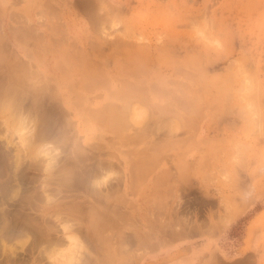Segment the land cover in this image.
I'll list each match as a JSON object with an SVG mask.
<instances>
[{
	"label": "rangeland",
	"instance_id": "obj_1",
	"mask_svg": "<svg viewBox=\"0 0 264 264\" xmlns=\"http://www.w3.org/2000/svg\"><path fill=\"white\" fill-rule=\"evenodd\" d=\"M0 61L1 90L12 86L10 65L21 67L15 110L33 114L40 126L32 134L57 148L58 166L44 171L40 144L31 137L25 146L0 108V184L15 177L19 193L39 192L33 210L57 202L84 213L88 204L96 208L104 225L95 220L94 238L86 216L68 222L81 227L75 235L88 248L77 264H156L171 250L195 264H264V0H0ZM85 78L99 87H86ZM123 82L143 88L139 98L126 93L143 116L120 139L88 111L121 105L114 93ZM139 150L142 165L134 162ZM95 170L109 174L102 187L93 184ZM61 232L66 242L69 231ZM15 240L6 243L18 247ZM65 242H28L23 264H59Z\"/></svg>",
	"mask_w": 264,
	"mask_h": 264
},
{
	"label": "bare ground",
	"instance_id": "obj_2",
	"mask_svg": "<svg viewBox=\"0 0 264 264\" xmlns=\"http://www.w3.org/2000/svg\"><path fill=\"white\" fill-rule=\"evenodd\" d=\"M14 17V16H13ZM14 30V29H13ZM11 31V30H10ZM26 42V41H25ZM4 46H6V45H4ZM121 46H123L122 44H121ZM5 48V47H4ZM122 48H124V47H122ZM2 50V49H1ZM123 51V50H122ZM18 57V56H17ZM1 62V61H0ZM11 64V63H10ZM136 65H137V63H135ZM139 64V63H138ZM141 65V64H140ZM20 66V65H19ZM122 67H123V64L121 65ZM125 66V65H124ZM132 66V65H131ZM130 67V66H129ZM16 68H18V65H16V64H14V63H12L11 65H10V68H9V71H10V73H11V75L9 76V78L10 77H13L12 79L10 78V80L7 78V82H8V80L12 83V86H10V87H8V89H6V91H5V88L3 89V90H1L0 89V108L1 109H7L9 112H8V117H7V121H8V124L10 125V127H11V129L12 130H14V132L15 133H17L16 131H18V133H19V135H20V139L19 140H21V142L23 143V144H25V146H27V147H29L28 145H31V142H33V140L34 141H36V143H39L40 145H38L37 147H35L36 149V151H35V153H39L40 155H42L43 154V156H46L47 158L45 159V166H43L44 167V171H45V169H50L51 170V167H58V166H55V165H52V163H54V160H55V155H53V153L54 152H56L55 150H57V148H53L54 146H49V147H47V145L48 144H42L41 142H37V140L38 139H41L38 135L39 134H35V135H33L32 134V132H33V129L35 128V126L37 125H35V126H33L34 124H35V120H33L34 119V117H33V119H32V115L33 114H29L28 113V115L27 114H22L21 113V111H20V109H21V105H19V103L17 104V102H16V100H17V98H19L18 96V93H16V87H15V82L17 83L16 85L18 86V81H16V79H15V75H16ZM21 68V67H20ZM20 68H18V69H20ZM125 68H126V66H125ZM243 68V67H242ZM1 69L2 68H0V71H1ZM7 69H8V67H7ZM62 70V69H61ZM65 70V69H64ZM126 70V69H125ZM140 70V69H139ZM138 70V71H139ZM177 70H179V69H177ZM122 71H123V69H122ZM142 70H140V72H141ZM181 71V70H180ZM247 71V70H246ZM2 72H3V70H2ZM126 72L128 73V72H131V69L130 70H126ZM175 72H176V70H175ZM4 73V72H3ZM28 73V72H27ZM86 73V72H85ZM87 73H89V72H87ZM126 73V74H127ZM177 73L179 74V72L177 71ZM84 74V73H83ZM183 74V73H182ZM186 74V73H185ZM203 74V73H202ZM231 74V73H230ZM1 75H2V73H1ZM0 75V86L1 85H4L6 82H3V75L1 76ZM20 75V74H19ZM86 74H84V76H85ZM88 75V74H87ZM186 75H188V74H186ZM189 75H191V74H189ZM21 76V75H20ZM84 76L82 77L83 79H84ZM233 76V75H232ZM22 77V76H21ZM88 77V76H87ZM89 77H93V75H91V76H89ZM88 77V78H89ZM186 77H188V76H186ZM186 77H184V78H186ZM191 77V76H190ZM16 78H17V76H16ZM33 78H35V76L33 77ZM37 78V77H36ZM88 78H85L86 80H85V83H86V87H88L89 85H91V84H89V83H91L92 82V85L94 86V84H95V82H94V84H93V81H97V80H99L98 78H95L94 79V77L92 78V80H89ZM194 78V77H193ZM197 78V77H196ZM229 78H231V77H229ZM23 79V78H22ZM91 79V78H90ZM102 79V78H101ZM100 79V80H101ZM87 80H89V81H87ZM192 80H194V79H192ZM6 81V80H5ZM23 81H24V79H23ZM23 81H20V83L21 82H23ZM29 81V80H28ZM38 81V80H37ZM91 81V82H90ZM125 81V80H124ZM200 81H201V79H200ZM11 83H9L8 82V84L7 85H11ZM37 83V82H36ZM104 83V82H103ZM103 83H100V81H99V84H103ZM176 83V82H175ZM206 83V82H205ZM254 83V82H253ZM87 84H89V85H87ZM97 84V83H96ZM96 84H95V87H99V86H96ZM98 84V85H99ZM124 84H126V86L124 85ZM128 84H131L130 82H123V85L125 86V88L127 89H125L124 88V86H122L121 88H120V90H117V92H113L114 93V95H116V97H118L119 99H121V100H123V102H122V104L121 105H119V106H110V105H106L105 107L103 106V109L102 110H97V111H93V110H90V111H88L89 113V117L94 121H97L98 123H102L103 124V120H105V122L106 123H104V124H106V126H108V127H106L107 129H109L110 128V131H112V132H114V133H116V134H118L119 136H120V139H125V132H126V130H127V128H128V126H129V122H133V121H135V117L136 118H138V119H140L141 118V116H143V112L141 111V110H138L137 111V109L138 108H135V104L133 105H131L130 104V102L131 101H129V100H132V95L134 96V97H140L141 95L143 96V88H142V90H141V88L139 87V86H137L136 88H134L135 86L134 85H130V86H128ZM138 84V83H137ZM156 84V83H155ZM179 84V83H178ZM182 84V83H181ZM184 84V83H183ZM89 86V88L90 87H92L93 88V86ZM21 85H19L18 87H20ZM23 86V85H22ZM104 86V85H103ZM121 86V85H120ZM134 86V87H133ZM182 86V85H181ZM183 86H185V84L183 85ZM206 86V85H205ZM255 86H256V84H255ZM3 87V86H2ZM2 87H0V88H2ZM7 87V86H6ZM40 87H42L43 88V86H40ZM82 87V86H81ZM130 87V88H129ZM143 87V86H142ZM180 87V86H179ZM188 87L189 86H187V89H188ZM22 88V87H21ZM84 89H85V87H83ZM156 88V87H155ZM182 88V87H181ZM206 88V87H205ZM25 89V88H24ZM33 89H35V88H33ZM38 89V88H37ZM160 89V88H159ZM248 89V88H247ZM251 89H253V88H251ZM19 90V89H18ZM22 90V89H21ZM20 90V91H21ZM39 90V89H38ZM86 91L87 90H91V89H85ZM129 90H132V91H130L129 93H133L132 95L131 94H126ZM190 90V89H189ZM196 91H198V89L196 90ZM220 91H222V90H220ZM168 92V91H167ZM191 92H192V90H191ZM259 92V91H258ZM21 93H23V92H21ZM33 93H35V92H33ZM159 93H161V90H160V92ZM158 93V94H159ZM169 93V92H168ZM197 93V92H196ZM226 93V92H225ZM112 94V93H111ZM162 94H163V91H162ZM162 94H159V95H162ZM165 94V93H164ZM16 95H18V96H16ZM22 95V94H21ZM39 95V94H38ZM53 95H55L54 93H53ZM113 95V96H114ZM129 95H131L130 97H131V99H129L130 97H129ZM169 95V94H168ZM221 95H223L222 93H221ZM227 95V94H226ZM51 96H52V94H51ZM197 96V95H196ZM200 96V95H199ZM224 96V95H223ZM251 96H252V94H251ZM53 97V96H52ZM76 97H77V95H76ZM116 97H114V98H116ZM161 97V96H160ZM163 97H165L164 95H163ZM195 96H193V98H194ZM38 98H39V96H38ZM78 98V97H77ZM200 98V97H199ZM118 99V100H119ZM186 99V98H185ZM55 100H58V99H55ZM54 100V101H55ZM120 100V101H121ZM196 100V99H195ZM115 101V100H114ZM119 101V102H120ZM142 101L143 100H141V103L140 104H142ZM172 101V100H171ZM196 101H199V99H197ZM78 102V101H77ZM119 102H117V103H119ZM177 102V101H176ZM189 102V101H188ZM193 102V101H192ZM202 102V100L199 102V103H201ZM23 103V102H22ZM34 103V102H33ZM115 103V102H114ZM113 104V103H112ZM197 104V103H196ZM35 105V104H34ZM190 105H192V104H190ZM199 105V104H198ZM20 107V109L18 110V112H17V110H15L16 108H19ZM28 106V105H27ZM156 107L158 106V105H155ZM181 106V105H180ZM200 106V105H199ZM152 107V106H151ZM160 107H163V106H160ZM194 107H196L195 105H194ZM158 108V107H157ZM164 108H165V106H164ZM163 108V109H164ZM179 108V107H178ZM182 108V107H181ZM245 108V107H244ZM0 109V111L2 112V110ZM96 110V109H95ZM158 110V109H157ZM170 110V109H169ZM15 111H16V113H15ZM35 111V110H34ZM37 111V110H36ZM153 111V110H152ZM165 111V110H164ZM189 111V110H188ZM258 111V110H257ZM5 112V111H4ZM27 112V111H26ZM31 112V111H30ZM87 112V111H86ZM156 112V111H155ZM162 112H163V110H162ZM3 113V112H2ZM154 113V112H153ZM172 113V112H171ZM159 114V113H158ZM185 114V113H184ZM200 114H201V112H200ZM30 115V116H29ZM87 115V114H86ZM135 115V116H134ZM38 116V115H37ZM195 116L197 117V115L195 114ZM194 116V117H195ZM201 116V115H200ZM203 116V115H202ZM201 116V117H202ZM213 116V115H212ZM31 117V118H30ZM140 117V118H139ZM176 117V116H175ZM38 118V117H37ZM158 118V117H157ZM246 119V118H245ZM33 120V121H32ZM178 120V119H177ZM260 120V119H259ZM37 121V120H36ZM175 121V120H174ZM261 121H264V120H261ZM38 122V121H37ZM136 122L138 123V121H137V119H136ZM135 122V123H136ZM178 122H179V120H178ZM257 122H258V120H257ZM32 123V124H31ZM134 123V122H133ZM140 123V122H139ZM138 123V124H139ZM261 123H263V122H261ZM141 124H142V121H141ZM175 124V123H174ZM181 124V123H180ZM6 125V124H5ZM33 127H32V126ZM39 126H40V124H38ZM37 125V126H38ZM183 125V124H182ZM254 125V124H253ZM8 126V125H7ZM158 126V125H157ZM184 126H185V124H184ZM191 126V125H190ZM262 126V125H261ZM1 127V126H0ZM42 127V126H41ZM255 127V126H254ZM38 128V127H37ZM39 129V128H38ZM41 129V128H40ZM40 129H39V131H40ZM189 129V128H188ZM4 130V129H3ZM16 130V131H15ZM34 130H36V128L34 129ZM2 131V130H1ZM6 131V130H5ZM38 131V130H37ZM7 132V131H6ZM41 132V131H40ZM4 133V132H3ZM14 133V134H15ZM44 133V132H43ZM5 134V133H4ZM136 134V133H135ZM19 135H18V137H19ZM44 135V138L46 137L45 136V133L43 134ZM42 135V136H43ZM143 134H141V136H140V138L141 137H143L142 136ZM189 136H191V135H189ZM31 137H32V139H31ZM129 137L130 138H132L133 136H127L126 138L127 139H129ZM134 140H136L135 138H133ZM132 139V140H133ZM142 139V138H141ZM57 140V139H56ZM45 141V140H44ZM235 141V140H234ZM43 142V141H42ZM34 143V142H33ZM131 143V142H130ZM23 144H22V146H23ZM55 144V143H54ZM129 144V143H128ZM189 144V143H188ZM236 144V143H235ZM33 145H35V144H33ZM56 145V144H55ZM232 145V144H231ZM17 146V145H16ZM24 146V148L26 149V147ZM57 147H58V145H56ZM237 146V145H236ZM0 147H2V146H0ZM18 147V146H17ZM33 147V146H32ZM190 147V146H189ZM34 148V147H33ZM242 148H244V147H242ZM27 149H29V148H27ZM83 149V148H82ZM150 149V148H149ZM246 149V148H245ZM9 150V149H8ZM14 150V149H13ZM20 150V149H19ZM32 150V149H31ZM84 150V149H83ZM82 150V151H83ZM240 150H242V149H240ZM239 150V151H240ZM3 151V150H2ZM34 151V150H33ZM54 151V152H53ZM154 151V150H153ZM211 151V150H210ZM238 151V152H239ZM245 151V150H244ZM3 152H5V150L3 151ZM53 152V153H52ZM155 152V151H154ZM12 153V152H11ZM26 153V152H25ZM28 153V152H27ZM33 153V152H32ZM81 153V152H80ZM86 153V152H85ZM213 153V152H212ZM218 153V152H217ZM240 153H241V151H240ZM5 154V153H4ZM34 154V153H33ZM32 154V155H33ZM36 154V155H37ZM38 154V155H39ZM57 154V153H56ZM81 154H83V153H81ZM135 154V153H134ZM2 155V153L0 152V161H3L2 159L4 158V155L3 156H1ZM6 155H7V153H6ZM13 155V154H12ZM15 155V154H14ZM36 155H35V157H33V159H37V157H36ZM146 155V154H145ZM161 155V154H160ZM159 155V156H160ZM240 155V154H239ZM21 156H23V155H21ZM152 156H154V155H152ZM206 156V155H205ZM244 156V155H243ZM1 157H3V158H1ZM17 158H18V154H17V156H16ZM16 157H15V159H16ZM42 157V156H41ZM148 157H150V156H148ZM23 158V157H22ZM24 158H26V157H24ZM154 158H156V156L154 157ZM204 158V157H203ZM11 159H12V157H11ZM15 159H12V160H14V162L12 163V164H14V166H12V168H15L16 167V165H18V166H21V165H19L18 164V162L15 160ZM32 159V158H31ZM57 159V158H56ZM148 159V158H147ZM151 159V158H150ZM202 159V158H201ZM69 160V159H68ZM205 160V159H204ZM32 161V160H31ZM30 161V162H31ZM59 161V160H58ZM71 161V160H70ZM100 161V160H99ZM134 161V160H133ZM147 161H149V160H147ZM152 161H154V160H152ZM206 161V160H205ZM240 161V160H239ZM238 161V162H239ZM22 162H25V161H22ZM39 162V161H38ZM101 162V161H100ZM99 162V163H100ZM135 163H140L141 165L143 164V152H142V150H139V151H137V153H136V155H135V161H134ZM133 162V163H134ZM204 162V161H203ZM11 163V162H10ZM34 163H35V160H34ZM36 163H37V160H36ZM44 163V162H43ZM134 163V164H135ZM145 163H148V162H146L145 161ZM144 163V164H145ZM154 163V162H153ZM237 163V162H236ZM240 163V162H239ZM6 164V163H5ZM40 164H41V166H42V162H40ZM39 164V165H40ZM54 164H56V163H54ZM62 164V163H61ZM61 164H59V165H61ZM97 164H98V162H97ZM134 164H133V166H134ZM11 165V164H10ZM102 165H104V164H102ZM106 165V164H105ZM109 165H111V163H109ZM132 165V164H131ZM146 165V164H145ZM204 165V164H203ZM241 165V164H240ZM27 166V165H26ZM25 166V169L26 168H28V167H26ZM32 166H34L33 165V163L32 164H30L29 165V168H33ZM64 166V165H63ZM98 166V165H97ZM183 166V165H182ZM239 166V165H238ZM61 167H62V165H61ZM108 167V166H107ZM201 167V166H200ZM2 168V167H1ZM9 168H11V167H9ZM17 168V167H16ZM15 168V169H16ZM28 168V169H29ZM36 168H40L39 166L37 167L36 166ZM35 168V169H36ZM99 168V167H98ZM101 168V167H100ZM103 168H105V166L103 167ZM110 167H108V169H109ZM6 169V168H5ZM15 169H13L14 171H15ZM18 169V168H17ZM20 169H22V168H20ZM25 169H23V170H25ZM34 169V168H33ZM62 169H63V167H62ZM106 170H107V168H105ZM202 169V168H201ZM12 170V171H13ZM32 170V169H31ZM38 170H40V169H38ZM42 170V171H43ZM131 170V169H130ZM144 170V169H143ZM142 169H138V171H143ZM147 170H149V168L147 169ZM13 171V172H14ZM19 171V170H18ZM56 171H58V170H56ZM93 171V170H92ZM98 171V172H97ZM100 170H95L94 171V173L92 174V176L94 177V181H95V183L93 182V184H95V186H101L102 187V185H105L106 184V182H107V180H108V176H109V174H107L108 172H99ZM0 172H3V171H0ZM16 172V171H15ZM20 172V171H19ZM25 172H26V170H25ZM29 172V171H28ZM27 172V173H28ZM48 172V171H47ZM52 173V171H49V173ZM55 172V171H54ZM112 172V171H111ZM145 172V170L143 171V173ZM181 172V171H180ZM24 172H22V174H23ZM26 173V174H27ZM31 173V172H30ZM29 173V174H30ZM56 173V172H55ZM58 173H59V171H58ZM62 173V172H61ZM65 173V172H64ZM92 173V172H91ZM98 173V174H97ZM143 173H141V175L143 174ZM146 173V172H145ZM144 173V174H145ZM14 174V173H13ZM12 174V175H13ZM25 174V173H24ZM28 174V175H29ZM60 174V173H59ZM138 174V173H137ZM140 174V173H139ZM167 174V173H166ZM31 175V174H30ZM1 176H2V173H1ZM14 176H16L15 174H14ZM13 176V177H14ZM18 176H19V173H18ZM20 176H21V174H20ZM19 176V177H20ZM26 176L27 175H23L22 176V178H26ZM52 176V175H51ZM59 177H60V175H58ZM138 176V175H137ZM140 176V175H139ZM165 176V175H164ZM30 177V176H29ZM31 177H32V175H31ZM41 177V176H40ZM56 177V176H55ZM130 177H132V175L130 176ZM134 177V176H133ZM141 177V176H140ZM144 177V176H143ZM9 178H10V176H9ZM8 178V179H9ZM15 178V177H14ZM14 178H13V180H14ZM33 178V177H32ZM35 178V177H34ZM52 178H54V177H52ZM63 178V177H62ZM142 178V177H141ZM49 180H50V178H48ZM55 179V178H54ZM59 179V178H58ZM96 179V180H95ZM107 179V180H106ZM110 179V178H109ZM11 180V182L13 183V180L12 179H10ZM10 180H8V181H5V183L4 184H0V249H2V251H3V253H0L1 255H0V264H23V263H27L26 261H28V260H26V258H28V257H24V255H23V253H26L27 252V249L25 250L24 249V245H26L28 242V244L30 245V244H36L37 243V245H38V243L40 244V243H45L46 241H48V242H50V244H53V246H54V244L56 243V244H60V243H64L65 241H64V236H61V235H59V236H57V234H59L61 231H69V234H67V235H65V240H66V245H68L66 248H67V250H65V251H68L66 254V256L65 257H63V256H61V258L63 259L62 261H60L59 262V264H77V262H78V260H80L79 259V255L81 256V250L84 248V244L82 245V242L81 241H83V240H81V238L79 239V237L81 236V235H79V237L77 236V235H75V233H77V234H79L80 233V230H81V227L79 226V227H76V225H75V223H74V225H75V228H72L73 227V225L72 226H70V224H68V222L70 221V222H72L71 220H78V219H82L83 217H85L86 216V220H87V223L89 222L90 223V225H92L91 227L90 226H88V227H90L91 228V233L93 234V238H94V235H95V233L97 232V230L95 229L94 230V228H93V226L96 224V223H98V222H101L102 223V225H104L103 223V219H101V220H98V218H97V220H96V216H95V212H96V208L92 205V204H88V207H87V211H86V213H84V212H82V210H81V208H79V206H75V207H70V208H68V207H66L65 206V204H63L62 202H57V204H54V205H52V206H48V208H46V209H43V210H38V209H34L35 211H37L38 210V213L36 212L35 213V211L33 210V204H32V202H31V199L33 198V196H34V194H36L35 192H34V194H31V193H29V194H25V195H23V194H21V193H19V185L18 184H16V183H14L15 184V186H17V187H14V184L12 185V183L10 182ZM23 180V179H22ZM56 180V179H55ZM63 180H64V178H63ZM133 180V179H132ZM141 180V179H140ZM139 180V181H140ZM158 180V179H157ZM14 181H16V178H15V180ZM17 181H19V180H17ZM28 181V180H27ZM45 181V180H44ZM51 181V180H50ZM89 181H91L90 179H89ZM109 181V180H108ZM11 184H10V183ZM30 182H31V180H30ZM29 182V183H30ZM49 182V181H48ZM60 184H64L62 181H61V179H60ZM59 182H57V183H59ZM69 182V181H68ZM131 182V181H130ZM2 183V182H1ZM27 183V182H26ZM25 183V184H26ZM33 183V182H32ZM55 183V182H54ZM89 183H91V182H89ZM134 183H135V179H134ZM133 183V184H134ZM22 184H23V181H22ZM66 184V183H65ZM87 184V183H86ZM136 184V183H135ZM41 185V184H40ZM112 185V184H111ZM12 186L14 187V188H17V190L15 189L14 190V192H12V190H13V188H12ZM60 186H63V185H60ZM67 186V185H66ZM28 187V186H27ZM32 187V186H31ZM43 187V186H42ZM45 187V186H44ZM101 187H98V189L99 188H101ZM107 187H109L108 185H107ZM248 187V186H247ZM19 188V189H18ZM91 188V187H90ZM95 188V187H94ZM131 188V187H130ZM42 189V188H41ZM46 189H47V187H46ZM106 189V188H105ZM23 190V189H22ZM43 190V189H42ZM45 190V189H44ZM43 190V191H44ZM92 190V188L90 189V191ZM95 189H93V191H94ZM108 190V189H107ZM25 191V190H24ZM36 191V190H35ZM98 191V190H97ZM96 191V192H97ZM102 191V190H101ZM103 192V191H102ZM39 192H37V194H38ZM44 193V192H43ZM104 194L106 193V192H103ZM103 193H101V195L103 194ZM110 193H111V191H110ZM36 194V196H34L35 198L37 197V196H39V195H37ZM40 194V193H39ZM45 194V193H44ZM56 194V193H55ZM92 194H94V192L92 193ZM91 193L89 194V195H92ZM100 194V193H99ZM98 194V195H99ZM112 194V193H111ZM58 195V194H57ZM53 196V195H52ZM51 196V197H52ZM93 196V195H92ZM104 196V195H103ZM110 196V195H109ZM45 197V196H44ZM105 197H107V196H105ZM114 197V196H113ZM95 198H97L96 196H95ZM39 198H37V200H38ZM101 200H103L104 199V197H103V199L102 198H100ZM109 199V198H108ZM249 199V198H248ZM36 200V199H35ZM247 200V199H246ZM40 202H42V201H40ZM45 202H46V200H45ZM104 202V201H103ZM36 203V202H35ZM50 203V202H49ZM96 203V202H95ZM43 204V203H42ZM45 204H47V202L45 203ZM103 204V203H102ZM108 207V206H107ZM38 208V207H37ZM41 209V208H40ZM113 209V208H112ZM115 210V209H114ZM31 211H34V213H32ZM226 211H227V209H226ZM230 210H228V212H229ZM50 212L53 214V216H55V218L57 219V222H59V225H61V229H59V227H57V226H55L54 225V223L51 225V220H50V218H49V216H51V214H50ZM98 212V211H97ZM96 212V213H97ZM85 214V215H84ZM227 216V215H226ZM232 216V215H231ZM52 217V216H51ZM102 218V217H101ZM54 219V218H53ZM52 219V220H53ZM56 219H55V221H56ZM95 220L96 221H98V222H95ZM224 220V219H223ZM54 222V221H53ZM69 222V223H70ZM100 223V224H101ZM224 223H226V222H224ZM56 224H58V223H56ZM77 224V223H76ZM223 226H224V224H223ZM95 227V226H94ZM96 227H97V225H96ZM219 227V226H218ZM80 228V229H79ZM84 228V227H83ZM221 228V227H220ZM101 230V229H100ZM95 231V232H94ZM102 231V230H101ZM100 231V232H101ZM209 231V230H208ZM79 232V233H78ZM99 232V233H100ZM62 233V232H61ZM60 233V234H61ZM72 233H74V234H72ZM215 233V232H214ZM84 234V233H83ZM91 234V235H92ZM97 235V234H96ZM95 235V236H96ZM62 238H61V237ZM101 237V236H100ZM19 238H21V239H19ZM22 238H24L23 239V241H21L22 240ZM16 239V240H15ZM18 239V240H17ZM13 241V240H15V243H18L19 245H18V247H17V245L14 247V244L12 245L11 244V247H13L14 249H12L9 245L10 244H7V243H9V241ZM63 240V241H62ZM81 240V241H80ZM108 240V239H107ZM4 241H5V243H6V241H7V246H9L10 248L9 249H7V247H6V245L4 246ZM93 241V240H92ZM100 241V240H99ZM48 242H46V243H48ZM84 242H85V240H84ZM11 243V242H10ZM45 243V244H46ZM85 243H87V242H85ZM55 244V245H56ZM43 245V244H42ZM101 245V244H100ZM35 246V245H34ZM33 246V247H34ZM61 246H64V245H61ZM5 247H6V249L8 250H6L5 249ZM19 248H20V250H21V252L19 253V252H17L16 250L18 249L19 250ZM26 248V247H25ZM27 248H28V245H27ZM61 248V247H60ZM36 249V248H35ZM55 250H56V248H54ZM86 248H84L83 250H85ZM88 249V248H87ZM86 249V250H87ZM51 250H53V249H51ZM54 250V251H55ZM91 250H92V247H91ZM2 251H0V252H2ZM60 251V250H59ZM65 251H62V252H65ZM35 252V251H34ZM28 254H30L31 253V249L27 252ZM54 253V252H53ZM87 254H89L88 252H86ZM62 254V253H61ZM50 255V254H49ZM53 255V254H52ZM64 255V254H63ZM89 255H91V254H89ZM28 256V255H27ZM52 257V256H51ZM41 259V258H40ZM95 259V258H94ZM37 260H38V258H37ZM42 260V259H41ZM52 260V259H51ZM59 260V259H58ZM39 261V260H38ZM37 261V262H38ZM81 263V262H80ZM52 264V263H51ZM86 264V263H85ZM245 264V263H244Z\"/></svg>",
	"mask_w": 264,
	"mask_h": 264
},
{
	"label": "crops",
	"instance_id": "obj_3",
	"mask_svg": "<svg viewBox=\"0 0 264 264\" xmlns=\"http://www.w3.org/2000/svg\"><path fill=\"white\" fill-rule=\"evenodd\" d=\"M179 251L182 250H171L170 252L162 253L157 258L156 264H195L192 255H189V253L179 255Z\"/></svg>",
	"mask_w": 264,
	"mask_h": 264
}]
</instances>
